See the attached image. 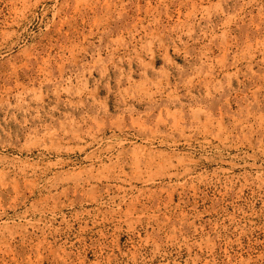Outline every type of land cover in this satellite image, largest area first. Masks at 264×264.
<instances>
[{"label": "rangeland", "instance_id": "obj_1", "mask_svg": "<svg viewBox=\"0 0 264 264\" xmlns=\"http://www.w3.org/2000/svg\"><path fill=\"white\" fill-rule=\"evenodd\" d=\"M0 264H264V0H0Z\"/></svg>", "mask_w": 264, "mask_h": 264}]
</instances>
